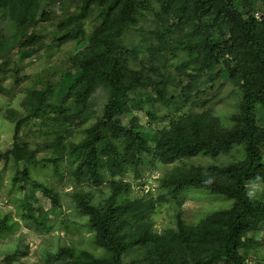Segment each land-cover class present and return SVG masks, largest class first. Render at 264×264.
<instances>
[{
	"label": "trees",
	"instance_id": "obj_1",
	"mask_svg": "<svg viewBox=\"0 0 264 264\" xmlns=\"http://www.w3.org/2000/svg\"><path fill=\"white\" fill-rule=\"evenodd\" d=\"M43 1L0 0V21L8 26V32L0 34V57L13 47H33L34 52L41 48L45 35L38 25L51 19ZM60 4H69L80 11V19L88 13L95 14L98 23L85 46L70 59L72 67L83 66L82 73L66 87L61 101L64 109L53 108L54 119L79 118L91 105L97 86L109 88L101 116L84 130L80 142L70 147L71 152L79 153L74 170L76 181L97 185L102 171L108 175L110 192L104 201L91 203L88 193H74L75 208L86 217L93 244L107 256L70 252L68 264H124L122 258L129 246L149 243V254L140 264H177L181 260L177 258L189 253L196 260L194 264H217L222 258L228 264H244L245 259L239 253L242 237L264 221V198L255 200L247 189L249 182L264 185V123L256 117L257 106L264 104V9L261 19L257 20L253 17V12L260 11L256 0H61ZM155 5L161 9L156 17L167 16L171 26L158 37L175 28L197 24L193 36L187 38L192 41L187 54L194 69L189 76L222 64L240 87L239 113L234 116L231 127L212 124L200 113L180 116L153 133L143 131L132 116L123 120L133 109V98L126 95L131 82L142 85L139 87L150 95L156 94L158 99L152 97L154 101L164 96V88L157 85L162 80L157 82L128 69L126 63L131 50L119 42L122 31L138 27L140 19L154 11ZM77 29L78 26L62 28L58 40H70ZM224 34L229 36L228 40L219 37ZM214 36L219 37L215 42ZM120 92L123 98L118 96ZM69 101L73 103V110L67 108ZM147 115L151 117L153 113L149 111ZM236 144L243 146V160L219 169L213 178L199 169L177 166L161 179V188L168 200L178 201L185 189L200 187L231 199L230 208L213 212L187 229L178 223L174 229L154 233L149 221L153 203L128 197L131 187L124 173H137L145 154L169 165L199 154L215 157L227 153ZM10 150L19 162L22 147L13 143ZM23 150L28 155L25 160H35L32 152ZM9 153L2 155L8 158ZM20 173L27 178L25 170ZM34 185L58 207V196L51 188ZM160 198L164 199L163 195ZM30 217L34 215L31 213Z\"/></svg>",
	"mask_w": 264,
	"mask_h": 264
},
{
	"label": "rangeland",
	"instance_id": "obj_2",
	"mask_svg": "<svg viewBox=\"0 0 264 264\" xmlns=\"http://www.w3.org/2000/svg\"><path fill=\"white\" fill-rule=\"evenodd\" d=\"M60 1H43L51 19L38 25L45 38L37 52L33 47H13L0 57V264H68L69 253L80 251L107 256L93 244L86 217L75 208L74 193H88L91 203L104 201L110 192L108 175L102 171L97 185L85 180L76 181L74 170L79 153L71 152L70 147L79 143L84 130L101 116L109 88L97 86L90 99V111L79 118L62 116L55 120L52 115L53 108L64 109L61 101L66 87L82 73L83 66L72 67L70 59L85 46L98 23V16L88 13L80 19V11L69 4L63 6ZM256 3L260 11L253 12V17L260 20L264 0H256ZM156 12H161L159 5L140 19L138 27L123 30L119 42L131 50L126 63L128 69L157 82L162 80L157 85L164 88V96L154 101L152 97L158 99L156 94L150 95L140 88L142 85L131 82L126 95L133 98V109L123 120L132 116L143 131L153 133L180 116L200 113L212 124L231 127L234 116L239 113L240 87L222 64L197 72L194 77L189 76L194 69L187 54L192 41L187 38L193 36L197 24L175 28L158 37L171 26L167 16L158 18ZM254 13H258L257 18ZM176 16H180L179 10ZM66 26H78V29L70 40L61 42L58 40L60 30ZM7 32L8 26L0 21V34ZM219 37L229 39L227 34ZM219 37L214 36L213 42ZM118 96L124 97L121 92ZM72 107L73 103L69 101L67 108ZM149 111L153 113L152 119L147 115ZM256 117L258 122L264 123V104L257 106ZM57 140L59 144H56ZM13 143L22 147L19 162L10 150ZM24 148L33 153L35 160H25L28 155ZM6 151H10L8 158L2 155ZM262 156L264 159V148ZM243 158L242 144L233 145L227 153L215 157L199 154L169 165L156 162L145 154L137 173H124L131 187L128 197L153 203L149 221L156 234L174 229L178 223L186 229L196 226L213 212L229 209L232 200L200 187L185 189L178 201L168 200L161 188L162 177L179 166L199 169L213 178L219 169ZM22 170L27 173L26 179L20 173ZM34 183L51 188L58 196V207H54ZM247 189L255 200H263L262 183L249 182ZM162 195L164 199L160 198ZM31 213L34 217H30ZM242 241L239 253L244 259L251 257L258 262L264 261V221L248 231ZM150 248V243L129 246L123 263L140 264ZM177 260V264H194L196 261L191 253ZM217 264L228 263L222 258Z\"/></svg>",
	"mask_w": 264,
	"mask_h": 264
},
{
	"label": "built area",
	"instance_id": "obj_3",
	"mask_svg": "<svg viewBox=\"0 0 264 264\" xmlns=\"http://www.w3.org/2000/svg\"><path fill=\"white\" fill-rule=\"evenodd\" d=\"M256 18L258 17V13H255L254 15ZM230 264H234V263H230ZM244 264H264V261H260L258 262L257 260L251 258V257H248L245 259V262Z\"/></svg>",
	"mask_w": 264,
	"mask_h": 264
}]
</instances>
